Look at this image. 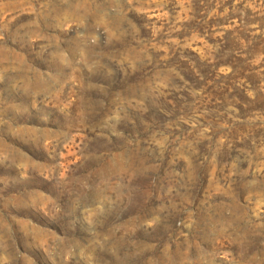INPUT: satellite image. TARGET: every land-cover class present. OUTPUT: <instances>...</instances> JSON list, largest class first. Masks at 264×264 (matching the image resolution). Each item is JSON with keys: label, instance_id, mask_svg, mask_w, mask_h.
<instances>
[{"label": "rangeland", "instance_id": "rangeland-1", "mask_svg": "<svg viewBox=\"0 0 264 264\" xmlns=\"http://www.w3.org/2000/svg\"><path fill=\"white\" fill-rule=\"evenodd\" d=\"M0 264H264V0H0Z\"/></svg>", "mask_w": 264, "mask_h": 264}]
</instances>
